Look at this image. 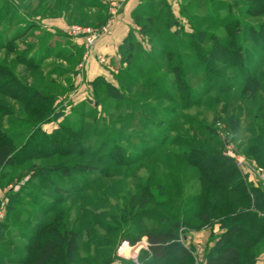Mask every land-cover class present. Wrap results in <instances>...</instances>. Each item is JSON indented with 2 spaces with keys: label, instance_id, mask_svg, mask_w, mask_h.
Wrapping results in <instances>:
<instances>
[{
  "label": "rangeland",
  "instance_id": "374dc122",
  "mask_svg": "<svg viewBox=\"0 0 264 264\" xmlns=\"http://www.w3.org/2000/svg\"><path fill=\"white\" fill-rule=\"evenodd\" d=\"M141 2L132 50L106 86L88 59L125 0H0V144L16 146L14 166L0 169V264H32L57 227L55 237L78 233L79 250L69 256L57 238L50 264H143L148 235L168 232L172 252L191 253L184 263L206 264L224 207L247 205L240 194L207 193L188 162L198 150L233 160L264 192V164L249 143L264 138V0ZM77 27L96 34L91 48L70 35ZM99 54L95 62L108 64ZM233 120L236 134L226 127ZM206 204L214 219L200 226ZM174 216L192 226L175 229ZM253 225L258 241L243 257L256 264L264 235L258 218Z\"/></svg>",
  "mask_w": 264,
  "mask_h": 264
},
{
  "label": "trees",
  "instance_id": "16d2710c",
  "mask_svg": "<svg viewBox=\"0 0 264 264\" xmlns=\"http://www.w3.org/2000/svg\"><path fill=\"white\" fill-rule=\"evenodd\" d=\"M136 13L137 10L135 11L133 17L134 23L137 25L139 21L135 17ZM106 20L107 15L105 17H97L95 20L96 23L90 19V21H92L95 25H103ZM131 34L133 33H130L119 50L121 65L123 63V58L126 57L127 50H132V47H130ZM21 38L24 37L22 36L18 39ZM8 45L10 44L4 46L5 49H7ZM127 56V62H130L133 58V53L131 52ZM103 79V77H99L97 81L105 82L106 86H109L110 83L103 81ZM34 99L36 101H44L42 100V96L39 92L34 94ZM260 125V127L264 129V120L260 123ZM226 127L232 132H235V134L240 130L238 120H233V122L229 121ZM249 143L251 144L250 151L257 153L255 156L256 160L259 163L264 164V138L262 139L261 136H255L250 139ZM15 153V145L11 143L0 144V169L11 168L14 166ZM192 153L191 159H189L188 162L191 166L197 169L201 178H204L211 184V187L207 192L208 194L215 190L230 196H233V194H240L242 196V202L247 205L246 207H243L241 204L235 202L233 203V206L231 205L232 208L224 207L223 212L219 216V219L223 224V231L216 240L213 249L207 254L206 264H252V261L250 260L245 261L243 256L245 253L251 254L255 250L258 237H254L253 235V224L257 218L260 221L259 231L264 235V192L247 184V182L240 175L236 163L233 160L224 157L221 153L214 151L209 152L206 149L198 150ZM63 173L68 175L70 174V170L65 168L63 169ZM141 204H144V201ZM184 206L187 205L184 204ZM205 207L206 210H208L203 213L198 221L200 226L208 224L214 219L209 209V204H206ZM174 218L176 219L175 229L181 228L180 226L183 225L186 229H189L190 225H188V222L184 219V217L179 218L174 216ZM57 230H59V227H57L56 231L54 230L51 232L52 234L48 233L41 238L38 252L34 257L32 264H50V262L57 257V238L67 242L66 252L69 256L78 252V233L66 229L55 237L54 234ZM244 236L251 237L253 239L255 238V244L253 241H249L246 238L240 241ZM175 240L176 235L172 234V232L159 233L155 235L149 234L148 241L150 243L151 259L143 264H179L181 262L182 264H186L184 262H187L190 259L191 254L182 245L178 246L177 250L172 252V248L170 246ZM135 243L136 241H134L133 245ZM168 257L171 259L167 260L166 258ZM172 257H175V260H172ZM2 260L3 259L0 258V263L5 262ZM122 264L128 263L122 262Z\"/></svg>",
  "mask_w": 264,
  "mask_h": 264
},
{
  "label": "crops",
  "instance_id": "0c3cea01",
  "mask_svg": "<svg viewBox=\"0 0 264 264\" xmlns=\"http://www.w3.org/2000/svg\"><path fill=\"white\" fill-rule=\"evenodd\" d=\"M122 4L123 3H121V5ZM141 4V0H125V4H123V9L121 10V15H119L115 23L112 34L103 37L98 42L96 50L93 51V54L88 59V63H90V68L94 74V78H105L108 75L110 76L112 75V72L115 71L117 63L120 65V47L128 38L131 30L135 26L133 15L137 8L141 6ZM124 5H126V7H124ZM79 50L83 52V47H79ZM99 53L105 56L109 55L108 64L101 66L99 63L95 62V54ZM84 58L85 57H83V61L85 60ZM256 264H264V254L260 255L256 261Z\"/></svg>",
  "mask_w": 264,
  "mask_h": 264
},
{
  "label": "built area",
  "instance_id": "2783aa9c",
  "mask_svg": "<svg viewBox=\"0 0 264 264\" xmlns=\"http://www.w3.org/2000/svg\"><path fill=\"white\" fill-rule=\"evenodd\" d=\"M111 21V20H110ZM105 32H107L105 30ZM70 35L77 37V36H82L85 39V43H86V47L89 49L91 48V46L95 43L97 36L96 34L90 30V29H81V28H73L70 31ZM105 61L102 59V63H104ZM239 163H241L240 160H238ZM261 173V172H260ZM262 179H261V184L262 187L264 188V173H261ZM191 254V253H190Z\"/></svg>",
  "mask_w": 264,
  "mask_h": 264
},
{
  "label": "bare ground",
  "instance_id": "6f19581e",
  "mask_svg": "<svg viewBox=\"0 0 264 264\" xmlns=\"http://www.w3.org/2000/svg\"><path fill=\"white\" fill-rule=\"evenodd\" d=\"M125 248H123V251L124 252ZM127 252V251H126ZM139 253L138 249H135V250H130L129 251V255L130 257L126 256V259H129V260H136L137 259V254ZM123 254V253H122ZM124 257V256H123Z\"/></svg>",
  "mask_w": 264,
  "mask_h": 264
},
{
  "label": "water",
  "instance_id": "95a60500",
  "mask_svg": "<svg viewBox=\"0 0 264 264\" xmlns=\"http://www.w3.org/2000/svg\"><path fill=\"white\" fill-rule=\"evenodd\" d=\"M121 247H123V245Z\"/></svg>",
  "mask_w": 264,
  "mask_h": 264
}]
</instances>
